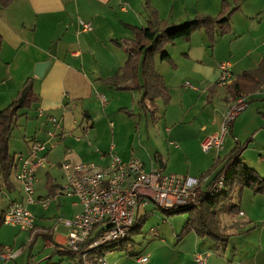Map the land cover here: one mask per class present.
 <instances>
[{"label":"crops","instance_id":"0c3cea01","mask_svg":"<svg viewBox=\"0 0 264 264\" xmlns=\"http://www.w3.org/2000/svg\"><path fill=\"white\" fill-rule=\"evenodd\" d=\"M222 1L10 0L9 5L3 7L0 0V36L3 40L0 52V112L19 96L28 79L34 80L35 93L39 98V102L30 109L20 111V118L26 120L22 125V145L14 153L9 139L10 154L27 156L34 141L48 144L49 165L37 173L34 196L51 199L48 209L28 203L14 171L8 185L3 182L0 173V222L12 202H22L36 217L37 234L47 232L57 245L67 248L69 230L65 220L75 218L83 208L76 197L68 196L64 188L67 179L62 165L107 166L111 162V148L125 162L139 159L148 172L158 169L168 174L169 170L170 174L195 178H201L208 172L216 159H224L206 178V190L231 152L226 158L217 155L207 160L197 176L190 175L189 139L198 138L201 147L205 138L220 132L229 110L228 101L232 96L228 86H218L219 64L229 65L235 81L245 72L258 70L264 62V0H242L240 11L232 15L231 32L219 37L213 45L204 31H198L189 42L179 40L156 57V72L162 78L169 98L167 102L163 97L156 98V109L142 106L143 92L121 90L108 81L126 66L128 54L123 44L125 41H136L134 28L148 26L150 11L146 7L147 2L161 21L181 25L192 21L198 14L217 17ZM81 21L90 24L92 30L83 32ZM163 55L169 56L172 63L163 60ZM42 64L46 67L42 76H38L36 71ZM127 83H131V79ZM140 83L143 86L142 78ZM260 88L256 93L246 95L248 105L252 96H263L264 99ZM20 118L16 126H19ZM50 118L58 120L62 131L55 129ZM141 126H167L166 133L174 129L175 136L179 138L169 141L171 149L164 153L159 141L156 142L157 147L148 144V134ZM258 126H263L264 131V114ZM51 131L56 133L55 138L49 137ZM151 131L157 137L156 130L151 128ZM179 149L183 151L182 158L177 153ZM68 150L72 151L71 155L67 154ZM241 160L251 168L244 162L243 155ZM261 161L264 162V159ZM254 168L251 169L261 175L260 169ZM49 181L56 187L54 195L47 186ZM244 195L245 190L242 191L241 205H238L239 212L233 214L235 219L229 226L240 231L250 225L249 231H252L255 228H251V224H264V196L255 194L245 203ZM149 205L140 208L138 218H148ZM185 223L181 222L180 233ZM245 223L248 224L246 228L239 227ZM15 228L18 227L0 223V264H56L55 257L58 255H67L70 259L65 251L55 253L53 246L42 236L44 249L35 255L32 243L37 238L31 241L29 232L24 235L21 229L17 231ZM157 230L154 228L151 231ZM250 235L246 234L247 237ZM259 236L264 237V234ZM179 239L183 241L186 238ZM198 239L197 243L200 242ZM8 248L20 249L21 254L15 260L4 262L1 253ZM259 252L254 251L255 254ZM181 254L180 250L173 252L168 264H185Z\"/></svg>","mask_w":264,"mask_h":264},{"label":"built area","instance_id":"2783aa9c","mask_svg":"<svg viewBox=\"0 0 264 264\" xmlns=\"http://www.w3.org/2000/svg\"><path fill=\"white\" fill-rule=\"evenodd\" d=\"M83 32H90V24L81 21ZM220 78L218 86H228L233 82L230 67L221 62L218 66ZM192 89L194 86L187 83ZM264 94V85L260 88ZM248 105L246 95L238 98L230 97L229 110L224 116L219 133L210 135L201 144L204 153L212 151L220 153L226 139L231 133L230 126L237 117L245 111ZM43 113L41 112L40 115ZM55 129L62 128L56 118H50ZM49 137L55 138L54 131ZM49 146L46 142L34 141L27 156L16 157L15 179L21 183L23 191L30 204H38L48 209L50 198H35V186L38 182L37 173L49 165L47 153ZM68 155L72 151H67ZM111 162L104 167L93 164L71 165L64 163L62 169L66 175L67 184L64 188L68 196L78 199L83 210L73 219L65 220L68 228L66 247L76 255L78 264H106L110 252L104 251L99 256H93V251H99L102 246H119L132 237L134 228L138 225L140 208L155 203L161 208L183 206L191 198L205 190L206 179L195 177L182 178L174 174H164L160 170L146 171L142 162L137 158L125 162L111 148ZM226 188L225 177L221 176L212 188V194H220ZM6 225L18 227L31 234V241L36 233V217L22 202H12L3 217ZM240 224L239 227H243ZM21 254L20 249L8 248L1 253L4 262L15 260ZM209 254L197 255V264H207ZM92 257L94 263H92ZM139 264H147L148 256L137 259Z\"/></svg>","mask_w":264,"mask_h":264},{"label":"trees","instance_id":"16d2710c","mask_svg":"<svg viewBox=\"0 0 264 264\" xmlns=\"http://www.w3.org/2000/svg\"><path fill=\"white\" fill-rule=\"evenodd\" d=\"M9 2L10 0H1V5L5 7L9 5ZM241 2L242 0H223L221 12L217 17L198 14L192 21L181 25H172L168 21H161L158 13L151 10L147 2L146 7L150 11L148 26L144 29L134 28L136 41L124 42L123 48L128 54V61L126 66L108 83L121 90L143 92L142 106L145 109H156V98L163 97L166 102L169 100L164 82L156 72V57L163 54L167 46L174 45L179 40L189 42L198 31H204L213 45L219 37L231 32V18L233 14L240 11ZM232 4H234L233 7ZM2 44L3 40L0 36V52ZM162 58L171 62L167 55H163ZM140 78L144 81L143 86H141ZM129 79H131V83L128 84ZM263 83L264 62L261 63L258 70L245 72L236 78L228 85V92L233 98H238L256 93ZM38 102L39 98L35 93L34 80L28 79L19 96L12 101L10 106L0 112V173L6 185L10 183V178L16 168V157L10 154L9 139L11 133L20 118V111L30 109ZM246 148L247 146L244 147L237 143L217 177L207 186L205 191H201L195 198L189 199L186 205L168 209L157 206L166 216H177L182 213L189 215L180 233V238L184 239L194 233L202 239L218 241L219 244L225 245L231 236L220 232L219 216L222 213L236 214L239 212L238 205L233 202L236 191L242 192L245 189H251L256 194L264 196V178L257 171L246 167L241 160V155ZM223 161L224 159H216L214 165L201 176V179L205 180ZM221 176L225 177L226 188L220 194H212V188ZM47 186L50 193L54 195L56 187L53 182L49 181ZM146 220L147 216L139 218L138 225L134 228L132 235L141 233V228ZM1 222L4 223L3 219ZM39 236H42L49 245L53 246L55 253L65 251L69 254L70 260L76 261V255L72 254L68 248L57 245L49 233L37 234L36 232L33 240ZM131 243L133 242L129 240L119 246H102L99 251H93V256L97 257L104 251H115L119 247L123 250L128 249ZM94 257L91 258L92 263H94Z\"/></svg>","mask_w":264,"mask_h":264},{"label":"rangeland","instance_id":"374dc122","mask_svg":"<svg viewBox=\"0 0 264 264\" xmlns=\"http://www.w3.org/2000/svg\"><path fill=\"white\" fill-rule=\"evenodd\" d=\"M262 98L263 96H252L249 98L250 103L247 109L237 117L234 122L235 126H230L231 133L226 139L224 150L220 153L212 151L206 154L201 149L198 138L189 139V149L187 151L188 158L192 163V172L190 175L197 176L201 171V166H203L207 160L216 158L217 155L223 158L228 157L238 141L241 146H247L242 153L246 165H251V168L255 167L258 170L260 169L259 171L262 177H264V162L261 161L264 159V155H262L264 154V131L263 126H258L260 118L264 114V99ZM20 119L19 126L21 127H14L10 136L11 149L14 153L18 152L22 145L21 135L22 133L24 134L22 125L26 123L25 119ZM141 127L144 129L145 134H148V144L152 147H157L156 142L159 141L164 153L168 149H171L169 141H175L179 138L175 136L174 129L171 133L167 134L165 131L167 126ZM151 128L156 130L154 132L157 133V137H155ZM177 153L180 158H182L183 151L179 149ZM55 155H57V152H55ZM184 166L186 167V165L182 167ZM167 173L170 174L169 170ZM187 176L188 175L179 174V177L186 178ZM63 182H65V180H63ZM255 194L253 190L245 189V203L252 198L250 196H256ZM241 197L242 192L237 190L233 201L235 205H241ZM149 206L148 218L141 228V233L131 237L133 243L130 244L127 250H122V248L119 247L112 252V256L108 255L106 257V264H138L137 259L143 256H148L149 262L147 264H168L169 258L173 255V252L178 250L182 252L181 255L185 258V264H197L195 262V257L197 255L206 256L208 253H210V256L207 264H264V237L259 236L261 233L264 234V224L262 222L251 224V228H255L252 231H249L250 225L246 224L248 223L246 222L244 226L240 228H246L247 225L249 227L243 230L240 229L239 231V229L229 226L235 219L233 214L229 215L223 213L220 214V216H224L219 218L220 232L224 235L233 234L227 244L222 245L219 244L218 241L202 239L194 233L188 235L187 237L189 238L185 237L186 239L181 241L179 239L180 225L182 221L188 220L189 215L187 213H182L177 216H166L158 209L155 203L152 202ZM163 221L169 222L164 223ZM154 228L158 230L156 232L151 231ZM15 230L19 231L20 229L15 228ZM22 233L28 235V232L22 231ZM247 233L251 235L247 237ZM198 238L200 239L199 243L196 242ZM32 245L34 246L33 253L35 255L41 253L44 249L42 237L39 236ZM255 250H260V252L255 254ZM236 251L237 253H235ZM26 252L25 250L24 253L26 254ZM20 260L18 262H20ZM55 263L73 264L67 255L56 256ZM12 264L15 263L13 262Z\"/></svg>","mask_w":264,"mask_h":264},{"label":"water","instance_id":"95a60500","mask_svg":"<svg viewBox=\"0 0 264 264\" xmlns=\"http://www.w3.org/2000/svg\"><path fill=\"white\" fill-rule=\"evenodd\" d=\"M45 67H46L45 64H42V65L38 66V70L36 71V74H37L38 76H42Z\"/></svg>","mask_w":264,"mask_h":264}]
</instances>
